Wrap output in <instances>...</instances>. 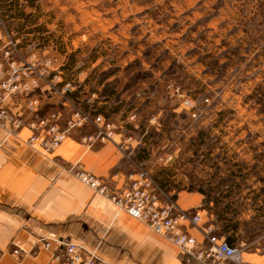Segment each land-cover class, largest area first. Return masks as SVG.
<instances>
[{
	"label": "rangeland",
	"instance_id": "obj_1",
	"mask_svg": "<svg viewBox=\"0 0 264 264\" xmlns=\"http://www.w3.org/2000/svg\"><path fill=\"white\" fill-rule=\"evenodd\" d=\"M260 2L50 0L43 9L59 23L48 24L53 38L31 53L40 52L49 66L75 63L84 76L112 72L101 91L114 90L116 100L125 94L126 105L134 106L129 121L139 120V169L172 191L199 192L203 201L193 211L201 210L206 223L217 225L214 212L231 203L238 224L234 241L264 254V211L260 216L257 210L264 200ZM0 18L9 31L1 13ZM7 41L22 57L31 54L32 46L22 47L26 38L12 34L2 43ZM65 73L64 79L76 86L72 73ZM135 75L139 78L132 84ZM185 98L192 101L195 117L183 104ZM167 154L172 155L168 161Z\"/></svg>",
	"mask_w": 264,
	"mask_h": 264
},
{
	"label": "crops",
	"instance_id": "obj_2",
	"mask_svg": "<svg viewBox=\"0 0 264 264\" xmlns=\"http://www.w3.org/2000/svg\"><path fill=\"white\" fill-rule=\"evenodd\" d=\"M254 1L261 4L260 0ZM49 4L50 0H0V13L9 28L7 32L29 40L21 45L24 50L32 46L29 53L34 48L44 47L41 44L55 34L48 24L59 22L52 11L43 9V5ZM6 35V31L0 30V45ZM45 52L44 48L43 54ZM36 54L41 62L44 56L40 52ZM56 67L62 73L71 72L78 83L72 95L75 101L113 120L118 125L117 133L114 142L90 147L81 137L92 132L91 128H77L55 150L42 153L27 145L31 133L28 126L10 134L8 126L0 124V264H51L56 240L60 239L79 244L104 264H181L180 254L168 238L129 216L73 173L83 169L98 177H110L114 172L125 173L139 166L142 143L139 120L129 121L134 106L126 105L125 94L124 98L120 96L116 100L114 90L107 94L101 91L113 74L105 73L100 78L84 76V69L76 67L75 63L66 67L62 63L50 66L51 69ZM63 77L66 78L64 74ZM35 95L41 98V109L34 115L25 113L26 119L44 116L53 108H59L60 123L64 125L72 105L48 86L37 89ZM23 104L22 100L13 98L9 108L16 112ZM154 129L158 130L159 126ZM175 199L181 209L193 210L201 205L203 196L184 189L176 191ZM202 223L206 222L202 220ZM217 231L226 238L219 227ZM190 232L198 241L203 240L198 228H191ZM44 241L50 243L49 248L44 247ZM16 248L18 252L14 253ZM243 257L250 262L258 259L264 262V254L256 251L245 249Z\"/></svg>",
	"mask_w": 264,
	"mask_h": 264
},
{
	"label": "built area",
	"instance_id": "obj_3",
	"mask_svg": "<svg viewBox=\"0 0 264 264\" xmlns=\"http://www.w3.org/2000/svg\"><path fill=\"white\" fill-rule=\"evenodd\" d=\"M0 30L10 33L3 26L0 18ZM11 41L0 45V124L8 126L9 133L15 134L22 127L31 130L26 143L42 153L55 150L77 128L88 127L92 132L81 137L87 146L114 142L118 126L101 112H93L79 105L73 98L76 86L64 79L59 67L51 69L49 59L39 62L37 55L31 53L26 58ZM42 86L59 92L64 101L72 105L70 116L64 125L60 123L61 111L53 108L44 116L27 120L25 113L37 114L41 109V98L35 91ZM17 98L23 101V107L14 112L9 102ZM189 113L195 117L193 103L183 99ZM135 115L131 114V118ZM124 146V143H117ZM172 157L167 154L165 160ZM74 175L94 192L107 196L129 216L146 224L153 232L168 238L183 256L185 264L195 260L196 264H253L243 257L245 243L231 244L223 235L217 234L218 226L202 223L201 210H183L175 199V191L162 187L146 170L134 167L122 173L114 172L110 177H98L83 169L74 170ZM120 181V184H117ZM198 228L203 240L198 241L190 232ZM56 252L51 264H104L85 248L71 241L56 240ZM45 248L50 243L43 242ZM17 253V248L13 250Z\"/></svg>",
	"mask_w": 264,
	"mask_h": 264
},
{
	"label": "trees",
	"instance_id": "obj_4",
	"mask_svg": "<svg viewBox=\"0 0 264 264\" xmlns=\"http://www.w3.org/2000/svg\"><path fill=\"white\" fill-rule=\"evenodd\" d=\"M131 64H129L125 69L128 70V68H130ZM112 73V72H111ZM139 77L137 75L133 76L132 78H130V82L136 83L137 79ZM159 182V181H158ZM159 184L164 187L160 182ZM261 192H264V188L260 190ZM256 198V197H255ZM254 198V199H255ZM262 205H258L257 206V210L260 213L259 215H263V211H264V200L262 201ZM215 204H217V202L215 201ZM232 204L231 203H227L225 204L222 208L220 207L219 210L217 212H214L215 216H216V222L219 224H217L219 227V230L222 234H225L227 232H230V235L226 236V240L227 242H233L234 240H236L237 238L235 237L237 231H238V224L236 222L233 221L232 217V212L230 210V206Z\"/></svg>",
	"mask_w": 264,
	"mask_h": 264
}]
</instances>
